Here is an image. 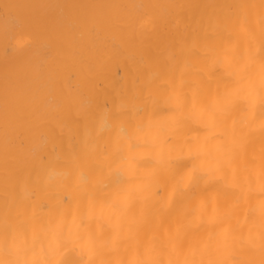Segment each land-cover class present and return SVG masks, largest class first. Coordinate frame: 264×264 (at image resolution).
Segmentation results:
<instances>
[{"label":"snow or ice","instance_id":"snow-or-ice-1","mask_svg":"<svg viewBox=\"0 0 264 264\" xmlns=\"http://www.w3.org/2000/svg\"><path fill=\"white\" fill-rule=\"evenodd\" d=\"M0 7L6 48L33 46L25 7L62 8L67 28L74 10L120 8L79 27L125 29L129 43L155 27L149 13L133 14L154 5ZM206 7L227 11L177 34L174 52L113 93L91 80L67 89L76 73L54 58L6 77L0 264H264V0ZM111 58L93 57L88 72ZM37 83L41 95H29ZM49 96L52 113L40 107ZM26 109L32 134L13 139Z\"/></svg>","mask_w":264,"mask_h":264},{"label":"bare ground","instance_id":"bare-ground-1","mask_svg":"<svg viewBox=\"0 0 264 264\" xmlns=\"http://www.w3.org/2000/svg\"><path fill=\"white\" fill-rule=\"evenodd\" d=\"M5 2L19 5H154L156 7H145L133 10V14L149 13L155 18V27L150 32L139 35L136 39L128 42V30L118 27H105L96 33L82 32L79 20L85 15L95 13L96 15H107L117 18L122 14L120 8L104 9H78L74 10L73 23L70 28L62 25V19L66 10L59 7H25L22 12L31 17L33 22L27 25L28 30L34 36L32 47L15 48L5 47L2 42V30L4 12L0 7V219L3 217L5 200V177L3 166V90L6 77L10 80L17 76H24L30 71V63L37 61L67 62L72 71L76 73L73 77L69 74L66 88L82 86L91 80L95 88L104 92L113 93L126 82L131 83L136 68L150 62L154 57L161 60L166 59L175 50L176 36L179 33H192L197 29L198 22L207 20L214 13H220V9L206 7L208 5L220 4H255L260 0H0V6ZM184 5L185 7H175ZM253 13L258 9L252 10ZM15 26H13L14 28ZM105 45L108 47L105 48ZM114 53V54H113ZM112 55L111 61L105 71L92 74L88 72V64L95 56ZM41 95V85H32L29 95ZM42 111L52 113L57 111L58 105L49 96L47 102L40 105ZM238 118L243 112L237 113ZM32 116L26 109L21 116L19 126L10 132L13 139L17 136L27 137L32 134ZM103 124L99 121L97 127ZM255 139V147L258 151L260 146L261 132L257 124L252 133ZM59 155V153L54 154ZM46 176H50L55 182L59 176V169L51 168ZM18 198L24 193H18ZM259 199L258 193L254 196L253 203Z\"/></svg>","mask_w":264,"mask_h":264}]
</instances>
